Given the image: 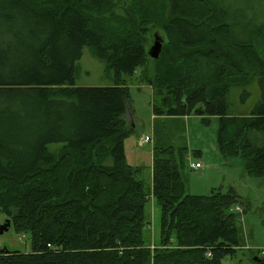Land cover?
Returning a JSON list of instances; mask_svg holds the SVG:
<instances>
[{
	"label": "trees",
	"instance_id": "1",
	"mask_svg": "<svg viewBox=\"0 0 264 264\" xmlns=\"http://www.w3.org/2000/svg\"><path fill=\"white\" fill-rule=\"evenodd\" d=\"M133 5L0 0V211L30 241L28 253L0 251V264H221L243 247L231 210L244 202L232 187L186 194L184 148L153 150L149 188L126 163L134 126L125 77L151 61L152 114L218 117L220 153L264 176V145L249 138L264 135V0ZM149 22L165 36L157 59ZM85 46L114 72L113 85L75 86ZM255 76L261 101L249 116H228L230 88ZM150 197L161 212L153 249L144 238Z\"/></svg>",
	"mask_w": 264,
	"mask_h": 264
},
{
	"label": "rangeland",
	"instance_id": "2",
	"mask_svg": "<svg viewBox=\"0 0 264 264\" xmlns=\"http://www.w3.org/2000/svg\"><path fill=\"white\" fill-rule=\"evenodd\" d=\"M112 5L122 11L134 9L133 0H111ZM148 27V53L157 43L159 54L165 43L164 32L153 22ZM159 57V56H158ZM153 59V58H150ZM151 61L145 68L137 69L131 77H125L129 90L130 103L125 118L134 124L132 134L124 142L126 163L140 168L137 178L146 188L151 185L153 150L171 148L185 149L184 166L181 169V180L188 195L207 196L219 188L225 192L232 187L243 206H234L231 210L236 215V227L243 247L234 257H226L221 264H264V259L251 257V252L258 250L264 255V176L250 175L244 168L240 156L224 157L217 145L218 117L190 115L154 116L152 114V90L147 80L152 77ZM74 83L77 87H106L114 84V72L108 70L106 63L96 57L91 47L85 46L79 60L75 62ZM261 101V89L257 77L244 86H232L227 95L230 117L249 116ZM145 138L150 139L145 142ZM253 145H264V135L250 132ZM199 163V169H192L191 164ZM246 204V205H245ZM245 205V206H244ZM147 223L144 226V238L151 243L159 244L160 207L150 197L145 205ZM9 219L0 211V226ZM30 252V241L27 234L17 233L12 224L8 231L0 235V251ZM254 259V261H253Z\"/></svg>",
	"mask_w": 264,
	"mask_h": 264
},
{
	"label": "water",
	"instance_id": "3",
	"mask_svg": "<svg viewBox=\"0 0 264 264\" xmlns=\"http://www.w3.org/2000/svg\"><path fill=\"white\" fill-rule=\"evenodd\" d=\"M159 51H160V46L155 43L154 46L151 48V50L149 51V56L153 59H157L159 56ZM11 226V221L10 219H7L4 224H2L0 226V235L3 234L4 232L8 231V229ZM3 251H7V250H3ZM256 260V258H254Z\"/></svg>",
	"mask_w": 264,
	"mask_h": 264
},
{
	"label": "built area",
	"instance_id": "4",
	"mask_svg": "<svg viewBox=\"0 0 264 264\" xmlns=\"http://www.w3.org/2000/svg\"><path fill=\"white\" fill-rule=\"evenodd\" d=\"M149 141H150V139L145 138V142H149ZM190 167H191L192 169H199V168H200V164H199V163L191 164ZM206 256H207V257H210V256H211V253H210L209 250L206 252Z\"/></svg>",
	"mask_w": 264,
	"mask_h": 264
},
{
	"label": "crops",
	"instance_id": "5",
	"mask_svg": "<svg viewBox=\"0 0 264 264\" xmlns=\"http://www.w3.org/2000/svg\"><path fill=\"white\" fill-rule=\"evenodd\" d=\"M109 86H111V85H109ZM133 126H134V124H133ZM124 150H125V148H124Z\"/></svg>",
	"mask_w": 264,
	"mask_h": 264
}]
</instances>
